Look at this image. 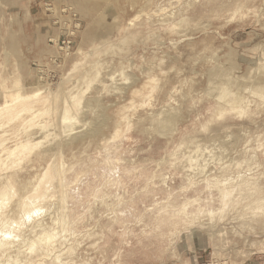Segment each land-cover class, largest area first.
Returning <instances> with one entry per match:
<instances>
[{"label":"rangeland","instance_id":"1","mask_svg":"<svg viewBox=\"0 0 264 264\" xmlns=\"http://www.w3.org/2000/svg\"><path fill=\"white\" fill-rule=\"evenodd\" d=\"M8 187L0 264H264V0H0Z\"/></svg>","mask_w":264,"mask_h":264},{"label":"bare ground","instance_id":"2","mask_svg":"<svg viewBox=\"0 0 264 264\" xmlns=\"http://www.w3.org/2000/svg\"><path fill=\"white\" fill-rule=\"evenodd\" d=\"M192 168V167H191ZM10 187V186H9ZM7 188L6 190H4V191H2L1 193H0V211H1V209L9 202V200L11 199V193L13 192V191H11V189L10 188ZM196 203H197V201H196ZM167 207V206H166ZM172 208V207H171ZM165 209H167V208H165ZM39 210V209H38ZM165 211V210H164ZM184 211H186V210H184ZM161 212V211H160ZM182 213V212H181ZM185 213H187V212H185ZM125 215V214H124ZM27 216V215H26ZM28 219H29V217H27ZM1 219V218H0ZM56 221V220H55ZM2 223V222H1ZM60 223V222H59ZM54 224V223H53ZM58 224V223H57ZM2 225V224H1ZM12 225V224H11ZM15 225V224H14ZM19 225V224H18ZM17 227V226H16ZM2 228V227H1ZM3 228H4V226H3ZM6 228H7V226H6ZM14 228V227H13ZM18 228V227H17ZM2 230V229H1ZM10 230V229H9ZM19 231V230H18ZM4 232V231H3ZM1 233V232H0ZM18 233V232H17ZM2 234V233H1ZM0 234V235H1ZM6 235H12V233H5ZM4 235V234H3ZM5 236V235H4ZM3 236V237H4ZM44 236L45 237H47V238H51L53 235H51V234H49V233H45L44 234ZM6 237V236H5ZM14 236H12V238H13ZM9 240V239H8ZM4 241L5 240H3V243H4ZM1 242V241H0ZM1 246H2V244H1ZM8 246V245H7ZM4 248V247H3ZM20 253H22V252H20ZM5 255V254H4ZM4 257V256H3Z\"/></svg>","mask_w":264,"mask_h":264}]
</instances>
